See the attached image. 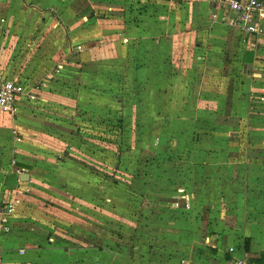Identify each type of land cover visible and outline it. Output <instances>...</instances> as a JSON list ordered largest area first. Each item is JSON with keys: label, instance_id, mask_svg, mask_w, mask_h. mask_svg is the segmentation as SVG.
I'll use <instances>...</instances> for the list:
<instances>
[{"label": "crops", "instance_id": "1", "mask_svg": "<svg viewBox=\"0 0 264 264\" xmlns=\"http://www.w3.org/2000/svg\"><path fill=\"white\" fill-rule=\"evenodd\" d=\"M83 1L0 0V75L37 86L35 100L20 97L15 112L8 114L19 115L28 107L53 104L60 110L65 104L78 102L81 96L72 94L66 84L68 73L81 76L84 57L92 56L90 66H95L104 53L120 56L119 43L128 42L129 47L121 53L129 56L123 72L132 69L134 56L139 57L136 67L145 104L144 132L154 129L156 134L190 138L186 148L177 142L172 146L185 149L189 157L193 153L192 158L196 157L199 168L203 166L205 171L201 180L194 178V173L188 175L191 185L180 189L187 193L179 195L183 204L178 209L197 214L195 220L202 222L205 231L201 233L193 224H170L172 230L186 234L184 238L177 236L175 245L187 257L186 264H235L241 259L247 264H264V138L258 137L260 130L264 131V114L259 108L260 99L264 101V34L252 35V45L247 44L241 32L227 24V4L217 0H125L122 4L127 9L123 12L115 1L104 4V0H88L85 6ZM164 6L169 7L166 14ZM84 7L95 12L107 10L112 18L87 14ZM260 24L264 28V18ZM187 42L193 48L180 47ZM212 50L224 55L236 53L240 60L241 78L233 82L227 94L221 90L222 83L212 77L217 73L213 71L215 65H180L179 59L173 58L184 51L204 52L201 58L206 61L210 56L218 57ZM201 68L206 69L205 74L198 76ZM214 81L219 91L213 88ZM224 88L227 91L226 85ZM222 98L228 106L222 115L235 117L237 123H226L222 136L216 133L196 139L199 121H214L217 117L213 115H221L210 112ZM149 119L156 121L150 128ZM160 121L167 123L163 126ZM183 127L187 130L182 133ZM17 132L23 139L24 132ZM22 139L14 141L10 155L0 156V200H18L11 231L0 230L10 234L9 238L0 235V264L1 252L7 253L5 264L162 263L159 260L164 257L156 252L157 243L150 247L131 236L118 239L114 234L100 235L93 226L90 235L84 234L83 228L94 223L85 222L81 209L68 207L67 191L56 187L36 166L16 172L10 160ZM144 147L147 151L167 149L161 143ZM24 173L29 178L21 181ZM193 182L198 183L195 189ZM199 197L204 202L194 205ZM217 211L221 220L215 225L211 220ZM198 214H205L204 223ZM228 220L232 222L227 226ZM14 250L19 256H13ZM163 264H178V260L174 257Z\"/></svg>", "mask_w": 264, "mask_h": 264}, {"label": "rangeland", "instance_id": "2", "mask_svg": "<svg viewBox=\"0 0 264 264\" xmlns=\"http://www.w3.org/2000/svg\"><path fill=\"white\" fill-rule=\"evenodd\" d=\"M114 1L121 8V12L127 9L125 4H122L125 0L103 2L108 4ZM86 3L88 4V0L83 1V6L87 5ZM84 8L87 14L90 12L95 17L99 14L106 20L112 18L107 10L95 12L89 7ZM136 12L140 13L139 10ZM167 12L169 7L164 6V13ZM147 39L151 41L150 38ZM119 44L120 56H109L104 53L98 57L95 66H90L92 56L84 57L89 65L86 61L82 62L81 76L74 72L68 73L70 75L66 84L68 83L72 94L81 96L78 102L65 104L60 110L54 108L55 104H53L42 108L28 107L24 113H20L21 115L0 114V156L12 153L15 141L12 131H23L22 142L17 143L16 156L11 157L10 160L15 164L13 167L17 170L36 166L43 171L41 174L54 181L56 187L67 191L65 197L68 207L81 209L85 222L94 223L83 228L84 234L90 235L93 226L94 230L98 228L101 231L100 235L114 234L118 239L131 236L150 247L153 243H157L159 248L156 247L158 249L156 252H159L164 259L170 260L176 257L178 264H186L187 257L183 256V252L181 253L175 246L178 241L177 236L184 238L186 234L172 230L170 224L172 221H177L175 224L181 227L193 224L201 233L205 231L201 228L202 222L199 224V221L195 220L197 214L189 215V212L178 210L183 204V199L179 195L187 193L186 190L180 192V189L185 187L188 189L191 185L187 181L188 175L194 173V178L201 180L205 171L203 166L199 168L197 158H192L193 153L189 157V152L185 149H174L172 146L177 142L181 147L186 148L190 138L179 139L178 134H156L154 129H147V132H144L146 121L142 120L145 119L142 107L145 104L140 96L141 86L136 67L140 60L139 57L134 56L132 69L131 67L126 69L124 74L123 66L129 56L121 53L124 52V47H129V44L124 41ZM180 47L188 49L192 46L187 42L181 43ZM217 51L212 50V53L218 57L210 56L206 61L201 58L206 55L204 52L186 54L184 51L183 55L173 58L179 59L180 65L196 66L202 63H210L213 67L215 65L213 71L216 70L217 73L212 77L222 83L221 90L227 94L233 82L241 78L242 68L236 53L224 55ZM59 65L62 69V64ZM205 70L201 68L200 72H197L198 76L204 75ZM214 82L213 88L216 89L218 85L216 81ZM224 85L227 86V91ZM224 100L225 98H222V102L213 106L214 110L210 112L215 114L219 111L221 114L213 115L217 117L214 121H199L202 123L197 124L196 139L204 136L213 137L216 133L222 136L225 133L222 127L226 123L235 126L237 123L235 117L222 115L228 110V106L223 104ZM262 100L260 99L259 108L264 114ZM65 109L67 111H64ZM147 122L149 128L156 123L150 119ZM166 123L167 121H160L163 126ZM261 123L264 124V117ZM184 127L182 130L178 129L176 133L187 130ZM237 132L240 134L239 130ZM259 133L258 137L264 138V131L260 130ZM224 141L221 139V142ZM157 143L167 145V149L161 150L162 152L145 150V145L153 146ZM195 185L198 183L193 182L191 187L195 189ZM202 185L203 182L200 181L199 186ZM199 198L194 200V205L198 206L201 204L198 202H204L202 197ZM187 206L188 203L184 208L187 209ZM202 210L204 213V208ZM199 216L203 221L205 214ZM220 216V211H217L211 222L216 225V220H221ZM231 222L228 220L227 226ZM162 229L167 231H159ZM0 235L10 237V234L0 233ZM69 245L71 246V243ZM13 253V256H19L16 250ZM5 254L1 252L2 264L6 262ZM164 259L159 260L162 263L158 264L167 261Z\"/></svg>", "mask_w": 264, "mask_h": 264}, {"label": "built area", "instance_id": "3", "mask_svg": "<svg viewBox=\"0 0 264 264\" xmlns=\"http://www.w3.org/2000/svg\"><path fill=\"white\" fill-rule=\"evenodd\" d=\"M225 2L228 6L229 15L227 24L238 29L247 44H251V36L264 34V28L260 20L264 18V0H217ZM81 49L80 45L76 46ZM37 86L25 84L19 80L11 79L0 75V114L13 113L16 110V103L20 97L28 100H35ZM16 142L21 141L22 136L16 131H12ZM14 164V163H13ZM24 169H17L16 172L22 173ZM18 200H0V230L4 233L11 231V218L15 213ZM177 206L176 203H174ZM1 263V257H0ZM235 264H247L244 259L238 260Z\"/></svg>", "mask_w": 264, "mask_h": 264}, {"label": "water", "instance_id": "4", "mask_svg": "<svg viewBox=\"0 0 264 264\" xmlns=\"http://www.w3.org/2000/svg\"><path fill=\"white\" fill-rule=\"evenodd\" d=\"M174 1H176V0H174ZM24 176H25V178H23V177H20V180L21 181H26V180H28V174L27 173H24Z\"/></svg>", "mask_w": 264, "mask_h": 264}]
</instances>
